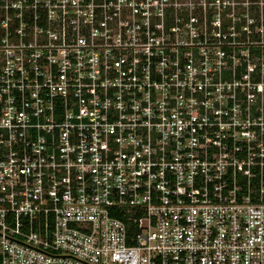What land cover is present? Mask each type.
Masks as SVG:
<instances>
[{
  "label": "built area",
  "instance_id": "obj_1",
  "mask_svg": "<svg viewBox=\"0 0 264 264\" xmlns=\"http://www.w3.org/2000/svg\"><path fill=\"white\" fill-rule=\"evenodd\" d=\"M0 264H264V0H0Z\"/></svg>",
  "mask_w": 264,
  "mask_h": 264
}]
</instances>
